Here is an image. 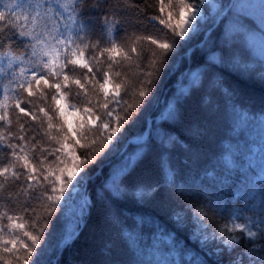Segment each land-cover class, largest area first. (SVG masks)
Returning a JSON list of instances; mask_svg holds the SVG:
<instances>
[{
    "label": "snow or ice",
    "instance_id": "obj_1",
    "mask_svg": "<svg viewBox=\"0 0 264 264\" xmlns=\"http://www.w3.org/2000/svg\"><path fill=\"white\" fill-rule=\"evenodd\" d=\"M206 4L209 0H168L167 4L159 0V12H165V8L169 11L150 20L163 26L161 38L147 32L129 33L127 8L142 11L134 2L121 5L119 0H0V128L4 129L0 131V154L7 157L0 163V200L5 199L8 183L18 190L17 200L22 194L28 195L21 202L22 215H9L7 211L0 214L3 264H44L45 245L41 241L50 235L52 217L63 213L70 203L76 205L82 200L81 224L94 200L102 201L107 211L127 200L141 207L157 200L161 204L180 201L173 221L178 227L191 224L192 235L199 227L196 240L204 252L203 257L194 256L182 264H209L213 256L225 252L230 256L236 253L230 264H264V182L249 188L252 195H248L237 192L232 183H224L229 178L223 177L220 183L224 190L215 196L204 194L207 176L199 188L196 180L178 182L171 152L181 148L188 154L185 163L190 164L196 150L194 142L204 134L192 127L187 129L193 134L191 140L173 134L184 119L179 99L168 106L169 116L162 114L159 122H153L155 134L147 132L139 155L129 157L110 177L106 176L101 191L92 199L83 192L91 179L89 166L110 155L125 135L122 125L135 124L139 114L151 106L164 69H171L180 49L192 39L191 34L203 28L204 38L196 45L205 53L199 65L203 69L199 82H203L202 78L215 82L219 77V84L226 87L224 75L245 78L255 72L254 64L249 62L252 56L248 36L258 35L264 50V23L236 15L232 0H215L216 16L212 8H205ZM101 8L104 11L97 33L85 11L99 12ZM230 22L239 29L232 36L226 31ZM259 63L264 65V57ZM125 64L136 70L135 84H130L122 70ZM76 71L82 74L80 79L73 78ZM259 76L264 79V67ZM130 88L135 89L138 101L134 105L128 100ZM50 90L54 92L51 97ZM231 95H236L235 89ZM49 99L53 102L51 108L32 109L33 101L46 104ZM13 111L19 123L16 132L9 131ZM77 113L81 115L73 124L69 117ZM21 119L25 123H20ZM153 153L159 154V179L146 184L136 176ZM201 196L208 198V211L227 221L223 226L211 228L205 223L207 212L203 210L195 213L199 224L192 223L195 206L190 201L199 202ZM185 200L189 203L184 204ZM185 208L189 211L185 212ZM38 209L45 213L39 219ZM121 218L117 211V221ZM25 219L29 230H24V223H17ZM17 229L23 231V238L17 235Z\"/></svg>",
    "mask_w": 264,
    "mask_h": 264
},
{
    "label": "trees",
    "instance_id": "obj_2",
    "mask_svg": "<svg viewBox=\"0 0 264 264\" xmlns=\"http://www.w3.org/2000/svg\"><path fill=\"white\" fill-rule=\"evenodd\" d=\"M98 2L103 3V0ZM114 2L115 0H109V3ZM119 2L121 5L134 2L142 9L137 12L133 8H127L126 27L130 34L147 32L157 37H164L163 26L159 25L158 21L150 20L154 15L164 16L169 11L165 8V12H159V0H119ZM165 3L167 4L168 0H165ZM233 5L236 15L248 16L257 24L264 23V0H233ZM205 8L209 11L212 8L213 16L217 15L215 0H209ZM176 10L178 7L173 10L174 15ZM103 11V8L99 12L96 9L85 11V16H90V22L97 29V33ZM121 12L124 13L123 7ZM226 31L232 36L239 29L230 22ZM191 35L192 39L186 48L180 49L171 69H164L161 80L157 82L154 90L155 98L151 106L139 114L135 124L122 125L125 135L110 155L106 158L102 156L89 166L91 179L83 192L84 195L88 194L90 199L96 192L101 191L106 176L110 177L129 157L134 159L139 155L145 143L129 146L125 153L118 157L127 142L136 137H143L149 126L155 134L153 122H159L162 114L169 116L171 108L168 109V106L175 105L178 99L183 103L184 119L182 124L175 126L173 134L191 140L193 134L188 133L189 127L199 128L204 133L194 142L196 150L190 164L185 163L188 154L181 148L177 147L171 152V164L179 173L178 182H182L183 179H188L189 182L196 180L195 184L199 188L200 181L205 180L207 176V185L203 186L206 196H215L219 191L224 190V184L220 183L223 177L229 178L224 183H232L237 192H247L248 195H252L248 191L249 188L264 182V79L259 76L260 68L264 67L259 63L264 57V50L260 37L256 34L248 36V46L252 56V61L249 62L254 64L255 72L245 78L232 74L224 75L222 78L225 87L219 84V77L215 82L203 78V82H199V73L203 71L199 65L205 53L196 45L204 38L203 28L200 32ZM238 42L243 43V41ZM143 46L147 48V44ZM122 70L127 74L130 84L138 81L134 68L125 64ZM193 72L195 73L192 75ZM81 75L79 71L72 73L74 79H80ZM194 83L196 85H193ZM232 89L236 90V95H231ZM75 91L76 89L73 88V92ZM52 95L54 92L50 90L48 96ZM95 99L99 97H94ZM128 100L133 105L138 102L134 88H130ZM52 104L51 99L46 104H40V101L36 100L31 106L33 110H38V106L49 109ZM12 116L13 125L9 131L16 132L19 123L15 111ZM20 123H25V120L21 119ZM3 130L0 128V131ZM6 159L7 157L0 154V163ZM165 159L167 160L168 157ZM146 170L153 171V179L146 181L142 178ZM159 174V154L153 153L148 162L138 170L136 179L149 184L159 179ZM209 174L215 175L216 178L213 179ZM17 191L11 183L5 185V199L0 200V214L7 211L9 215H22L21 202L26 200L28 195L22 194L20 200H17ZM206 196H201L199 202L190 201L195 206L192 209V223H195V213L203 210L207 212L205 223L211 228L218 229L227 221L208 211L211 205L205 203L208 199ZM180 203L175 201L161 204L157 200L141 207L127 200L107 211L102 201L94 200L81 233L62 251L66 240L73 236L81 225L79 215L82 207L70 203V213L67 206L63 213L58 212L51 219L48 230L50 235H46L41 241L45 245L42 260L44 264H99V259L103 258L104 264H182V261L187 262L194 256L203 257L204 252L201 251L198 242L192 239L194 229L191 224L185 223L178 227L173 221V213L180 210L178 207ZM183 203L188 204L189 201L185 200ZM117 211L122 217L118 221ZM188 211L185 208V212ZM44 215L43 210L38 209L37 219ZM104 220L107 222V229L102 231L99 225ZM17 223H24V230H29L27 219ZM16 231L17 235L23 238V231L19 229ZM158 234H170L171 240L159 237ZM239 251L237 249V252ZM235 255L236 253H233L230 256L225 252L219 257L213 256L209 264H217V261L218 264H230V260ZM0 264H3V261H0Z\"/></svg>",
    "mask_w": 264,
    "mask_h": 264
},
{
    "label": "rangeland",
    "instance_id": "obj_3",
    "mask_svg": "<svg viewBox=\"0 0 264 264\" xmlns=\"http://www.w3.org/2000/svg\"><path fill=\"white\" fill-rule=\"evenodd\" d=\"M81 114L80 113H77L76 114V116H73V117H69V119H70V121L73 123V124H75V120L80 116ZM131 140H133V139H131ZM130 140V141H131ZM139 141H141V140H138L137 139V142H139ZM129 142H127V144H128ZM127 144L125 145V147L124 148H126L127 147ZM131 145H133V144H130L129 146H131ZM129 146L127 147V149L129 148ZM124 154V153H123ZM123 154H121L119 157H121ZM152 173V174H151ZM153 171L151 172L150 170H146V171H144L143 172V179L144 180H146V181H148L149 179H153L154 177H153ZM86 196L88 197V194H86ZM82 205H83V200L82 201H80L79 202V204H77V207H82ZM68 212L70 213L71 212V207H70V204L68 205ZM195 223H197V224H199V221L198 220H196V218H195ZM198 226V225H197ZM99 227H100V230H102V231H105L106 229H107V222H105V220L104 221H102V223H101V225H99ZM200 235V228L199 227H197L196 229H195V235H193L192 236V239L193 240H195V241H197L196 239H197V237ZM165 238H167L168 240H170L171 239V237H169V236H164ZM68 241V240H67ZM66 241V242H67ZM200 246V245H199ZM201 247V246H200ZM88 254V253H87ZM104 264L105 263V259L103 258V259H99V264Z\"/></svg>",
    "mask_w": 264,
    "mask_h": 264
},
{
    "label": "water",
    "instance_id": "obj_4",
    "mask_svg": "<svg viewBox=\"0 0 264 264\" xmlns=\"http://www.w3.org/2000/svg\"><path fill=\"white\" fill-rule=\"evenodd\" d=\"M139 142L141 143V142H143V140H141V141H139ZM139 142H137L136 140H131V141H129V143L127 144V147H128L130 144H138ZM127 147H126V148H127ZM79 232H80V231H79ZM79 232H78V233H77L72 239H74V238L79 234ZM69 242H70V241H67V243H69ZM67 243H66V244H67ZM66 244H65V246H66ZM65 246H64V247H65Z\"/></svg>",
    "mask_w": 264,
    "mask_h": 264
}]
</instances>
